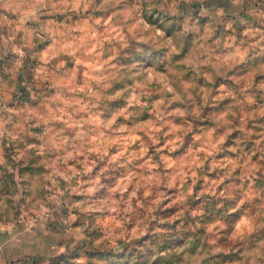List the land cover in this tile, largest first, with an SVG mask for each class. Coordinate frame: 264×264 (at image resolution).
<instances>
[{
    "label": "clouds",
    "instance_id": "9594fccd",
    "mask_svg": "<svg viewBox=\"0 0 264 264\" xmlns=\"http://www.w3.org/2000/svg\"><path fill=\"white\" fill-rule=\"evenodd\" d=\"M0 264H264V0H0Z\"/></svg>",
    "mask_w": 264,
    "mask_h": 264
}]
</instances>
